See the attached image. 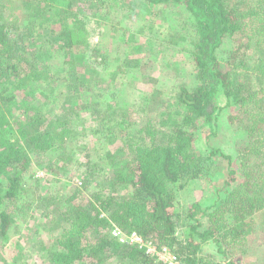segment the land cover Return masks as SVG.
I'll return each mask as SVG.
<instances>
[{
  "label": "trees",
  "instance_id": "1",
  "mask_svg": "<svg viewBox=\"0 0 264 264\" xmlns=\"http://www.w3.org/2000/svg\"><path fill=\"white\" fill-rule=\"evenodd\" d=\"M7 1L0 0V240L21 233L10 211L26 219L28 209L41 199L44 216L59 227L44 246L53 264H166L138 244L121 242L112 234L114 225L168 246L187 264H237L216 261L205 246L216 242L227 258L222 241L246 240L252 217L264 210V0H145L162 10L182 5L192 18L190 51L197 83L193 89L180 87L181 109L165 123L160 119L163 105L154 94L142 104L139 120L131 121L120 102L125 83L99 99L98 85L107 77L96 63H105L106 70L113 63L109 53L98 52L97 62L75 59L84 54L89 59L90 11L102 9L106 0ZM122 2L106 5L121 12L119 23L129 19ZM8 5L11 15L6 14ZM230 41L235 45L220 58L218 50ZM45 50L64 58L69 78L80 88L88 85L91 99L81 107L100 117L99 125H88L92 116L79 109L74 117L56 109L55 102L62 101L56 93L51 100H30L52 77L42 67ZM257 52L261 55L252 63ZM139 62L127 56L112 76L135 70ZM75 69L91 72L96 80H80ZM47 91L43 89L44 96ZM222 118L229 125L225 147L209 143L221 131ZM92 136L103 148L81 161L77 151L82 139L92 142ZM116 139L120 146L109 149ZM50 153L65 157L54 161ZM71 154L76 158L66 159ZM215 157L227 162L223 185L212 182L218 172ZM71 163L83 169V186L77 183L74 191L53 198L34 195L36 166L57 173ZM200 183L209 184L208 196L189 201Z\"/></svg>",
  "mask_w": 264,
  "mask_h": 264
},
{
  "label": "rangeland",
  "instance_id": "2",
  "mask_svg": "<svg viewBox=\"0 0 264 264\" xmlns=\"http://www.w3.org/2000/svg\"><path fill=\"white\" fill-rule=\"evenodd\" d=\"M13 1L19 4L20 0ZM122 1V12H125L124 15L128 16L129 19L126 18V20L121 21V23L118 21L121 20V12H111L109 6H106L111 3V0L104 1L105 6H102L100 10L95 6L91 8L90 22L93 28L92 33H90V40L92 41L91 54H88L87 57L89 59L86 61L84 60L85 54L80 57L75 56V59L83 60V64L91 61L97 62V60L99 61L101 59V57L97 55L98 52H101V54L106 52L109 53V58L113 63L108 65L106 70L103 69L104 66H107L105 63H96L98 70H100L102 74L105 72L107 77L106 83L104 81V83L100 82L98 85V94L96 95L99 99L101 100L106 96L105 92H114L119 88L120 84L125 83V97L123 96V100L120 102H122L121 105L123 106V110L128 114L130 113L132 117L130 120H139L142 104L148 101L149 96L154 94L163 105V113L160 115V119L162 120L161 122L165 123L167 122L165 120L170 118L171 112L176 114L181 109L177 100L180 87L186 86L187 88L193 89L197 83L195 64L193 55L190 51L193 37L191 27L192 18H190L191 16H189L188 12L184 9L185 7L182 5L178 7L165 5L162 10L159 6L147 4L145 0ZM6 3H8L7 0ZM252 3L255 4V1L253 0ZM13 6L14 5H12V7ZM7 7L8 11H6V14L11 15L14 10L10 5ZM97 9L99 11H97ZM126 10H130V12L128 11L129 13H126ZM16 11H18V9ZM108 11L110 14L106 19L109 20L105 22L106 20L104 19ZM135 36H137V38ZM165 36L172 39V43L166 41L167 39ZM160 38L164 39V41H161ZM134 44L136 49L143 50H137V52L133 54L129 53V46L133 48L135 47ZM232 45H235V42L232 41L231 43L230 41V43L224 44L222 48L218 50V56L222 59L225 58L227 49ZM82 48L85 50L84 46H82ZM263 50L264 46L262 48V51ZM43 53L45 55L43 56L45 65L42 66L44 63L41 62L38 64L52 77L47 78L48 82L46 86L36 90L33 96L29 97L30 100H32L33 103L41 99H43V101L51 100L53 94L56 93L59 100L62 98L61 103L55 102L56 109H59L62 113H67L68 117L71 115L73 116L75 110L79 109L83 116L90 118L92 116L91 110L84 111L81 107L84 102H88L91 99V94L87 91L88 85L87 87L83 85L80 88L79 83L69 78L68 74L71 71L64 68V58L54 53H49L47 50ZM260 55L261 53L257 52L256 55L251 57V62L254 63ZM127 56L131 59L136 58L140 60L138 67L135 70H133L134 67H131L132 69H130L129 72L120 71L114 78L112 73L117 69L120 62L125 61ZM72 71H77L76 74H79L80 80H96L94 74H91V72L87 73L85 69L81 73L77 69ZM58 73L61 74V76H65L66 80H61ZM50 79L51 82H49ZM121 81L123 83H120ZM43 89L48 90L46 96L43 94ZM74 95L81 96L75 100V97H73ZM47 96L51 97L46 98ZM221 102V104H225L226 101L223 98ZM101 121L100 117L92 116V119L88 121V125L93 124V126H96L99 125ZM227 123L228 120L226 122V118H222L220 126L221 131H219L217 137H214L209 142L210 144H222L223 147L226 146L224 138L229 130V125H227ZM82 140L84 142L77 151V156L81 161L87 153H94L103 148L100 146V140L93 136L88 139L92 140V142L85 141L86 139ZM236 140L239 142L238 139ZM107 142L108 141H105V144H107ZM118 146H120V143L117 139L109 143V149H116ZM200 146L203 145L199 144V147ZM50 154V158L54 161L58 158L61 159V156H63L59 154L54 155L53 153ZM73 155L75 159L76 154H71L67 156L66 159H71ZM64 157L65 155L63 158ZM215 160L218 161H216L218 172L213 176L214 181L212 182L213 184L223 185L225 179H228L227 162L217 157H215ZM57 171V173L53 172V174L52 171L37 168L36 166L38 181L37 185H35L36 193L34 195H41L43 197L51 196L53 198L61 194H68L74 191V188H71L76 186L77 179L82 181L83 169H80L79 165L74 167V163H71L68 169L63 170L62 168ZM80 184L83 186V181ZM201 184L202 183H200V191L189 194V201L193 199L199 200L208 193V189L210 188L209 184L203 183V186ZM201 188L203 189L201 190ZM39 200L41 199L35 200L32 209H28L26 219L10 211L11 214L14 215L16 224L22 226V230L21 233L14 234L12 239L7 242L0 240V264H13L14 262L53 264L46 254L44 246L53 241L49 240V236L57 235L59 233V227H54V222L48 220L44 216L46 207ZM13 206L15 205H10V209H12ZM22 206H24V204L21 205V207ZM54 216H56V214H54ZM251 220L252 232L247 236L246 240H229L228 243L222 241L221 244L223 248H225V255H227V258H223V255L219 251V245L216 242H211L205 246L206 253L212 255L218 262L234 260L237 264H264V210L257 212Z\"/></svg>",
  "mask_w": 264,
  "mask_h": 264
},
{
  "label": "built area",
  "instance_id": "3",
  "mask_svg": "<svg viewBox=\"0 0 264 264\" xmlns=\"http://www.w3.org/2000/svg\"><path fill=\"white\" fill-rule=\"evenodd\" d=\"M77 183L80 184L82 181L77 179ZM113 236L117 237L121 242L134 245L138 244L140 247H144L146 252L152 256H155L157 260L162 261L166 264H187L182 261L168 246H158L155 242L150 239H144L138 232L133 231L126 233L118 226L114 225L112 228Z\"/></svg>",
  "mask_w": 264,
  "mask_h": 264
}]
</instances>
